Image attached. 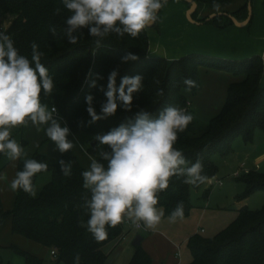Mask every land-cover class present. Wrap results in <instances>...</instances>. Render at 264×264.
<instances>
[{
	"label": "trees",
	"instance_id": "16d2710c",
	"mask_svg": "<svg viewBox=\"0 0 264 264\" xmlns=\"http://www.w3.org/2000/svg\"><path fill=\"white\" fill-rule=\"evenodd\" d=\"M195 1L198 7L192 12V17L196 23H211L219 28L234 23L231 15L244 21L252 3V0H246L230 11L222 6L231 0ZM214 4L219 5L214 16H199L201 5L213 7ZM57 8L60 9L59 14H56ZM68 15L70 13L64 8L62 0H0V22L11 20L6 32L13 38L19 52L30 59L31 44L36 42L45 53L41 62L49 69L55 87L51 96L41 95L42 102L56 105L73 132L88 133L93 140L95 135L106 133L133 118L140 109L149 111L155 117L167 105L184 108L193 114L194 119L179 134L175 147L192 163L200 158L203 174L211 180L218 172L213 157L215 154H228L236 137L242 136L244 140L251 141L257 128L264 129V59L259 54L230 58L192 51L179 58H167L150 52L148 29L141 32L138 38L110 34L96 48L95 38L85 28L77 43L70 44L65 35ZM252 18L253 14L247 24L252 22ZM52 28L56 29L55 34ZM128 53L138 56V59L122 62V57ZM200 66L243 76L229 84L223 106L209 120L195 114L183 83L186 78L196 81L198 86L188 91L196 94L202 88ZM113 70L118 72L117 87L122 77L141 75L144 78L143 90L134 93L131 111L118 107L115 115L90 123L85 98L89 94L94 97L93 107L100 114L101 105L106 101L107 78ZM97 75L103 79L96 80L97 87L92 88L89 85ZM161 90L162 96L158 95ZM88 150L96 155L97 145L89 144ZM105 150H108L107 146ZM2 156L0 154V161ZM32 159L48 163L47 171L51 172V178L35 197L23 190L17 191L14 204L9 209L5 208L0 193V226L10 218L14 234L44 247L56 248V263L74 264V257L79 254L80 264H109L107 247L122 240L126 234L124 225L109 227L107 239L102 242L94 240L86 228L80 226L81 219L86 222L89 217L80 207L86 194L81 176L85 168L77 156L64 154L59 159L71 162V175L68 177L61 172L58 162H49L41 152L36 151ZM22 169L23 160H19L18 171ZM40 174L33 178L35 186ZM240 179L246 184L240 198L264 189V172L249 170L241 174ZM205 183L193 187L184 184L182 178L173 177L168 189L160 193L158 207H163L165 216H169L177 203L182 201L184 217L189 215L193 208L191 188L198 189ZM210 189H206V195ZM10 247L24 256L28 264L43 262L41 256L17 244L12 243ZM189 248L192 259L184 264H264V205L260 209H251L247 205L239 208L238 216L213 236H190ZM128 264H152V257L141 244L135 246Z\"/></svg>",
	"mask_w": 264,
	"mask_h": 264
},
{
	"label": "clouds",
	"instance_id": "9594fccd",
	"mask_svg": "<svg viewBox=\"0 0 264 264\" xmlns=\"http://www.w3.org/2000/svg\"><path fill=\"white\" fill-rule=\"evenodd\" d=\"M166 3L167 0H62L70 13L65 19L67 41L76 44L85 28L95 38L96 48L110 34L138 38L141 32L157 23L159 11ZM213 7L218 9L219 5ZM59 13L57 8L56 14ZM8 24L11 25V20ZM51 31L55 34L56 29ZM44 55L39 45L32 42L29 59L15 47L11 35L0 31V154L12 162L23 160V169L15 173L10 190H23L32 197L37 194L33 178L47 172L48 163L26 158L25 149L12 135L13 130L29 124L37 130L42 127L62 154L75 146L68 139L70 129L61 126L56 108L42 102L41 95L51 96L55 87L49 69L41 62ZM137 59L138 56L128 53L122 62ZM117 75L113 70L107 78L106 101L101 105L100 114L93 107L94 97L86 96L90 123L115 115L118 107L132 110L133 95L143 90L144 78L124 76L117 87ZM99 79L103 77L97 75L89 86L97 87ZM183 83L187 91L198 86L191 78ZM158 95L162 96L163 90ZM193 119V114L175 105L165 106L155 117L140 109L133 118L93 137L97 141V154H90L91 163L81 173L86 194L80 207L89 218L86 222L81 219L80 226L94 240L105 241L109 227L115 228L126 221L137 229L155 230L164 218L163 208L158 207L160 193L168 189L173 177L182 178L184 184L193 187L210 179L203 174L200 158L192 163L175 147L179 134ZM58 163L63 175L70 176L71 162L61 159ZM183 218L181 201L167 219L175 223ZM74 264H80L79 254L74 257Z\"/></svg>",
	"mask_w": 264,
	"mask_h": 264
},
{
	"label": "rangeland",
	"instance_id": "374dc122",
	"mask_svg": "<svg viewBox=\"0 0 264 264\" xmlns=\"http://www.w3.org/2000/svg\"><path fill=\"white\" fill-rule=\"evenodd\" d=\"M254 2L255 1L252 0L251 3L253 14L252 22L243 26H233V28L228 31V49L234 52H242V54L245 52L242 57L253 54L264 56V9H259ZM181 3H184L183 0H168L158 14L159 19L157 25L148 28L150 48L153 53L167 58H179L196 50L191 48L192 43L189 42L191 35L194 33L193 21L189 19L186 13L183 15L184 9L180 6ZM204 6L205 5H201L199 11L201 7ZM8 22L9 21L6 20L4 24L7 26ZM206 25H210V27L214 28L216 27L214 24L205 23L200 24V26L195 25V29L206 27ZM223 38H225V36H223ZM198 43L203 45L208 44L207 39L200 40ZM214 45L217 44L214 43ZM214 47L217 49L216 47H221V45ZM203 50L204 51L196 52L213 54L209 53L207 49ZM205 73L206 72L203 73L204 80H206L207 77ZM238 137L243 139L242 136ZM233 147H236V144ZM213 157L219 166L217 179L223 180V183H220L219 181L211 183L210 180V182H208L209 184L202 185L198 189L192 187L191 199L193 208L190 214L185 216L182 220L178 219L175 223H171L167 219L168 216H165L164 213V218L155 229L163 230L169 239L175 240V242L179 244L182 243L181 261L184 263H187L192 259V252L189 248L190 236L195 234L203 236L215 235L220 230L227 227L238 216V209L241 208L243 204L251 209H260L264 205V189L255 190L246 198H240L246 190V184L240 179V176H238V178L231 176L234 170V165L232 166V164L235 162H231L229 157H224V155L222 156L221 154H215ZM4 178L6 179V182H9L7 177ZM50 178V171L43 172L39 175L36 185L37 194H39L44 183ZM206 187L211 188L208 195L205 194ZM3 198L5 200L4 204L13 203L12 192L5 191ZM7 223L8 219L0 226V233L5 240L12 235L8 234L9 232L12 233V231L11 226H7ZM123 225L124 232L128 233L120 243L125 247L135 249L133 239L141 232V234H145L147 237V240L143 241V243H159L158 238L156 241V237L152 240L149 236V232L152 231L151 229H145L144 227L137 229L131 223L126 222L123 223ZM143 245L144 244H142V246ZM42 249L44 254L41 253L43 256L42 263L55 264L56 258L51 254V248L42 247ZM18 256H20V254L12 247H0V259H3L6 262L10 259L11 262H14Z\"/></svg>",
	"mask_w": 264,
	"mask_h": 264
},
{
	"label": "crops",
	"instance_id": "0c3cea01",
	"mask_svg": "<svg viewBox=\"0 0 264 264\" xmlns=\"http://www.w3.org/2000/svg\"><path fill=\"white\" fill-rule=\"evenodd\" d=\"M245 1L246 0H231L230 2L222 6V8L230 11L235 10ZM254 1H255L254 4L256 3L259 9L261 10L264 9V0H254ZM183 2L184 3H181L180 6L184 9L183 11V15H184L185 13L187 14L190 6L185 0H183ZM217 10L218 9L214 7L205 5L204 7H201L199 11V16L211 14L216 12ZM239 21L242 22L241 20ZM192 24L194 28V33L191 35V39L189 42L192 43L191 48L196 49L194 51H204L203 49H207L209 53H213L218 56L230 57V58H241L242 55L245 53L244 52L242 54V52H234L229 50L227 47V43L229 40V38H227L228 31L231 28H233V26H237V25L243 26V25L233 23L224 28H219L217 26L214 28V27H210V25H206V27H199L195 29V25L200 26V24L196 22H193ZM8 25L9 24H7V26ZM223 36H225V38H223ZM206 39L208 44L203 45L201 43L200 44L198 43V41L206 40ZM214 43H216L217 45H214ZM220 45L221 47H216L217 49H215L214 46H220ZM150 52L153 53L151 48H150ZM204 72H206L205 75H207L206 80L203 79ZM199 75L201 79L202 88L196 94H192L191 92L188 91L186 93L190 98V105L194 109L195 114L203 120H209L213 116H215L223 106L226 100L229 84L233 81L242 79L243 76L235 75L232 72L226 70L217 69L213 67H206V66H200ZM48 106L51 108L50 105ZM57 118L59 119L61 126L64 127L67 122L66 119L58 115ZM12 135L25 149V152L27 154L26 158H32L34 153L36 151H39L43 153L46 156L47 160L51 163L58 162L60 157L64 154L77 156L80 163L84 166L85 170L89 167L91 163L90 161L91 153L89 152L88 148L92 135L88 133L85 132L75 133L70 129V135L68 136V139L72 141L75 146L73 147L72 150L63 154L56 149V145L54 144V142L49 140V138L45 135L42 127L40 128V130H37L36 126L29 124L28 126H23L14 129ZM233 144L234 145L236 144V147H232V150L228 154L224 155V157H229V160H231V162H235L232 164V166L234 165L233 167L234 170L231 176H235L234 178H238V176L249 170H258L264 172V129L263 128H257L255 130L254 137L251 141H246L244 140V138L241 139L240 137H237L234 140ZM17 164L18 161L15 162L9 161L4 155L2 156V159L0 161V193L3 204L5 201L3 198L4 192L8 191V192H12L13 194V203L4 204L5 208L7 209L13 206L17 193L11 191L9 187L11 180L14 178L15 173L18 171ZM218 170H219V166H218ZM237 171L240 173L239 175L234 174ZM4 177H7L9 182H6V179ZM217 177H218V172L215 176L216 178L215 181H219ZM208 182H210V180L207 181L205 184L206 185L209 184ZM212 182L213 181L211 179V183ZM7 226H11L10 218H8ZM8 234H12V235H10V237L5 240L3 239V235L0 233V247L1 246L10 247V244L14 243L22 248L30 250L33 253L43 257L42 247L44 246H42L41 244L28 240L25 237L14 234L13 232L12 233L9 232ZM126 234L124 235V237L126 236ZM142 235L144 236L143 241H146L147 240L146 235L145 234ZM149 236L151 237L152 240L155 239V237H156V241L157 238L159 239V243H150V242L143 243L142 241V244H144L143 245L144 249L152 257V264H184V262L181 261L182 243L179 244L175 242V240L169 239L167 234H165V232L160 229L155 231L153 230L150 231ZM118 241L119 243L115 241L113 243H110L107 247V250L110 252L108 257V263L128 264V262L130 261V259L134 254L135 249L130 247L129 248L125 247L120 243L121 240ZM52 249H51V254H52ZM0 264H28V263L26 262L24 256L20 254V256L16 257V260L14 262H11L10 259L7 262L4 261L3 259H0ZM55 264H66V263L59 262Z\"/></svg>",
	"mask_w": 264,
	"mask_h": 264
},
{
	"label": "water",
	"instance_id": "95a60500",
	"mask_svg": "<svg viewBox=\"0 0 264 264\" xmlns=\"http://www.w3.org/2000/svg\"><path fill=\"white\" fill-rule=\"evenodd\" d=\"M187 1L191 3V6H190L189 9H188L187 15H188V17H189V19H190L191 21H193V22H197V21L192 17V12L195 11V10L197 9V7H198V3H197L195 0H187ZM159 12H160V11H159ZM215 14H216V13L211 14L210 17L214 16ZM251 16H252V5H251V4L249 5V15H248V17H247L244 21L240 22L236 17H234V16L231 15L232 19L234 20V23L239 24V25L247 24L248 21H249V19L251 18ZM90 144H91L92 146H96V145H97V141H95V140L93 139V140L90 141ZM215 180H216V178H215V177H212V181L214 182ZM143 239H144V236H143L141 233H139V234H137V235L135 236V238L133 239V244H134L135 246L141 245Z\"/></svg>",
	"mask_w": 264,
	"mask_h": 264
},
{
	"label": "built area",
	"instance_id": "2783aa9c",
	"mask_svg": "<svg viewBox=\"0 0 264 264\" xmlns=\"http://www.w3.org/2000/svg\"><path fill=\"white\" fill-rule=\"evenodd\" d=\"M6 28H7V26H6L4 23L0 22V31H6ZM51 107H55L56 110H57V115H58V116H61L60 113H59L58 107H57L56 105H52ZM65 126H67V127L70 129L69 124H68L67 122H66ZM246 172H247V171H246ZM234 174H235V175H239L240 173L237 171V172H235ZM219 182H220V183H223L222 180H219ZM126 223H131V222L126 221ZM141 228H142V227H141ZM141 228H139V229H141ZM52 254L55 255V256H57V249H56V248H53V249H52Z\"/></svg>",
	"mask_w": 264,
	"mask_h": 264
}]
</instances>
